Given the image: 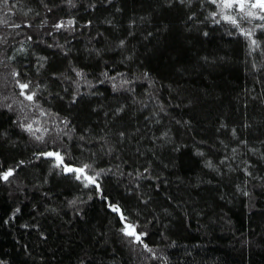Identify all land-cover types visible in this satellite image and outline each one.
I'll use <instances>...</instances> for the list:
<instances>
[{
  "label": "trees",
  "instance_id": "16d2710c",
  "mask_svg": "<svg viewBox=\"0 0 264 264\" xmlns=\"http://www.w3.org/2000/svg\"><path fill=\"white\" fill-rule=\"evenodd\" d=\"M214 12L0 0V264H264V30L251 51Z\"/></svg>",
  "mask_w": 264,
  "mask_h": 264
},
{
  "label": "snow or ice",
  "instance_id": "6c2138e0",
  "mask_svg": "<svg viewBox=\"0 0 264 264\" xmlns=\"http://www.w3.org/2000/svg\"><path fill=\"white\" fill-rule=\"evenodd\" d=\"M6 3L7 0H4ZM69 3H71V0H68ZM210 2L214 5H216L218 12L212 13V18L215 19L217 15L220 16V18L225 21L226 23L231 24L234 28L237 29L238 33L242 36H244L249 41V48L251 51H255L260 48V42L254 38L255 32L257 29L264 30V0H210ZM253 20L261 21L262 23L252 25L251 27H243L242 24L245 22L249 25L252 24ZM219 20H216V23H219ZM73 24V21H68V26H71ZM15 27H20L19 24L14 25ZM57 29L64 28L65 24L63 22L58 23L55 25ZM123 43V42H121ZM12 75L14 77H18L19 74L16 72H13ZM77 75L80 76L82 79H84V82L86 84L90 85V82L87 81L84 73L77 72ZM107 76V73L104 74ZM113 81V89H117V84L115 83L116 77L113 76L110 78ZM17 86L20 89V95L24 96V99L36 103L35 97H36V91L32 90L29 91V83H22L19 80L16 81ZM129 81L127 79H122L120 81L119 86L123 87L125 84H128ZM37 107L39 105L37 104ZM41 115H44V112L41 111ZM33 123H38V121H34ZM26 131L28 132H35L40 131V129H33L32 123H29L26 128ZM42 136L37 137V139H42ZM45 155L49 157H54L57 161V166H60L63 164V157L58 152H48ZM65 171L67 172H75L76 173V179L83 180L84 186L87 187L89 184H95L98 188L99 185L96 183V177L99 175V173H93L91 175L88 174V169L90 168V165L84 164L81 165L78 168H72L68 167L67 165L64 166ZM12 169H9L5 171L0 178L3 180H8L10 176L13 175ZM112 211L116 212L119 216L121 221L123 222L124 226L121 229V231L124 233L125 236H128L133 239V242L143 244V246L148 249V246L143 243L142 233H138L136 231L137 225H135L132 222H129L127 218L124 216L123 212L118 206H112ZM148 251H151V249H148Z\"/></svg>",
  "mask_w": 264,
  "mask_h": 264
},
{
  "label": "rangeland",
  "instance_id": "374dc122",
  "mask_svg": "<svg viewBox=\"0 0 264 264\" xmlns=\"http://www.w3.org/2000/svg\"><path fill=\"white\" fill-rule=\"evenodd\" d=\"M219 18H220V16H219ZM254 22H255V23H257V24H259L261 21H258V20H253V21H252V24H253ZM228 24H229V23H228ZM244 24H247V23L245 22ZM230 25H231V24H230ZM242 25H243V24H242ZM234 29L237 31V29H236V28H234ZM237 32H238V31H237Z\"/></svg>",
  "mask_w": 264,
  "mask_h": 264
}]
</instances>
